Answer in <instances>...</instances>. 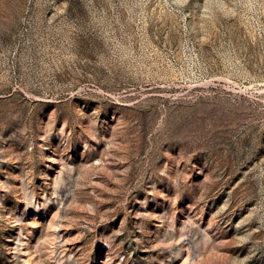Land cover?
<instances>
[{
  "label": "rangeland",
  "instance_id": "374dc122",
  "mask_svg": "<svg viewBox=\"0 0 264 264\" xmlns=\"http://www.w3.org/2000/svg\"><path fill=\"white\" fill-rule=\"evenodd\" d=\"M0 264H264V0H0Z\"/></svg>",
  "mask_w": 264,
  "mask_h": 264
}]
</instances>
